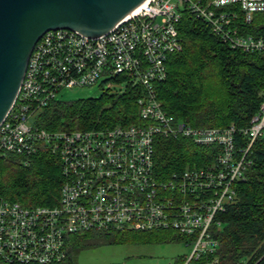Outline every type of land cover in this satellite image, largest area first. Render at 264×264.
Returning <instances> with one entry per match:
<instances>
[{
	"label": "built area",
	"instance_id": "2783aa9c",
	"mask_svg": "<svg viewBox=\"0 0 264 264\" xmlns=\"http://www.w3.org/2000/svg\"><path fill=\"white\" fill-rule=\"evenodd\" d=\"M185 7L230 47L264 51V36L242 34L236 24L239 12L246 23L264 12V0H146L98 36L58 28L37 41L16 101L0 124V156L18 155L28 163L47 148L60 159L63 183L54 205L28 206L0 195V262H61L67 237L92 230H175L192 245L185 264L217 251L214 227L223 224L218 214L235 201L253 143L264 136V92L242 127L193 126L168 115L156 83L167 76L168 55L182 49L177 24ZM98 82L118 86L116 93L138 89L139 121L56 130L38 124L39 109L62 89ZM158 135L182 136L216 151L207 165L159 179Z\"/></svg>",
	"mask_w": 264,
	"mask_h": 264
},
{
	"label": "trees",
	"instance_id": "16d2710c",
	"mask_svg": "<svg viewBox=\"0 0 264 264\" xmlns=\"http://www.w3.org/2000/svg\"><path fill=\"white\" fill-rule=\"evenodd\" d=\"M239 14L236 24L242 34L264 36V12H256L250 23L244 21L242 12ZM177 27L182 49L168 55L167 76L156 83L168 115L193 126H246L262 101L264 51L230 47L186 7ZM138 95L139 90L129 86L122 93L56 99L39 109L38 124L56 130L138 122ZM251 150L252 162L237 183L235 201L218 214L223 224L214 227L220 242L217 251L186 264H264V136L254 141ZM215 151L212 146L197 145L182 136L158 135L155 174L167 179L187 167L207 165ZM22 159L13 154L0 156V195L28 206L56 204L63 183L58 155L45 148L32 154L28 163ZM170 237L189 243L187 236L172 229L73 233L67 237L66 258L47 264H73V257L81 250L104 243H151ZM186 260L187 256H181L177 264Z\"/></svg>",
	"mask_w": 264,
	"mask_h": 264
},
{
	"label": "water",
	"instance_id": "95a60500",
	"mask_svg": "<svg viewBox=\"0 0 264 264\" xmlns=\"http://www.w3.org/2000/svg\"><path fill=\"white\" fill-rule=\"evenodd\" d=\"M146 0H0V124L12 108L33 48L51 29L109 31Z\"/></svg>",
	"mask_w": 264,
	"mask_h": 264
},
{
	"label": "rangeland",
	"instance_id": "374dc122",
	"mask_svg": "<svg viewBox=\"0 0 264 264\" xmlns=\"http://www.w3.org/2000/svg\"><path fill=\"white\" fill-rule=\"evenodd\" d=\"M118 88L106 82L64 88L58 93L57 99L99 97L106 92L114 93ZM191 250L192 245L185 240L171 237L151 243H104L81 250L73 257V264H177L179 257H188Z\"/></svg>",
	"mask_w": 264,
	"mask_h": 264
}]
</instances>
